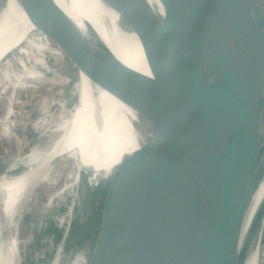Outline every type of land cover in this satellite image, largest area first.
I'll return each mask as SVG.
<instances>
[{
    "label": "water",
    "instance_id": "95a60500",
    "mask_svg": "<svg viewBox=\"0 0 264 264\" xmlns=\"http://www.w3.org/2000/svg\"><path fill=\"white\" fill-rule=\"evenodd\" d=\"M235 1L219 35L227 0H125L147 65L129 90L89 21L83 30L55 0H16L35 28L14 52L27 88L44 92L35 103L37 121H48L42 151L50 165L63 154L77 163L63 209L66 252L82 264H247L262 243L264 196L242 233L264 182V0ZM76 71L146 118L134 126L138 148L107 176L84 167L81 151L51 158L47 145L63 103L77 104Z\"/></svg>",
    "mask_w": 264,
    "mask_h": 264
},
{
    "label": "bare ground",
    "instance_id": "6f19581e",
    "mask_svg": "<svg viewBox=\"0 0 264 264\" xmlns=\"http://www.w3.org/2000/svg\"><path fill=\"white\" fill-rule=\"evenodd\" d=\"M55 1L71 17L73 16L72 18L79 23L83 30L85 27L80 23L81 20L89 21L97 29L102 40L117 60L125 85L129 90H133L136 81L143 74H147V65L138 40L125 24V0ZM149 1L158 5L157 0ZM233 2L234 0H227L225 8L222 10L219 35L228 27L234 15L236 1ZM32 29L34 27L29 23L16 0H0V49H2L0 58L6 54L15 53L17 43L25 33ZM5 72L9 79L14 75L12 68ZM76 74L77 83L79 80L81 83L77 104L70 115L59 117L60 122L47 145H49L51 158L59 155L62 151L75 150L76 154L81 151L78 158H81V164L84 167L89 166V158L91 166L94 164L96 168L95 175L103 172L104 176H107L125 155L138 148L140 141L134 135V126L136 124L139 128L143 127L146 118L143 111V114L136 113L96 88L78 71ZM37 144L39 143L37 142ZM43 151L40 149L37 155L34 153V157L30 158V161L20 159L14 166L12 165L13 167L11 166L9 173L0 179V211L6 231L12 213L16 211L17 207L19 208L25 194L32 190L34 183L45 181L51 177L47 165L42 159ZM95 151H99V154L93 158L92 155ZM21 167L25 169L17 171L21 170ZM263 196L264 182L251 205L244 223L242 237L246 234ZM68 235L69 229L51 264H73V261L83 263L84 256L82 254H78L76 259L68 262L63 259V254L67 251ZM260 238L261 236L247 264H257ZM4 245L5 243L1 245L0 242V264H4V260L9 258Z\"/></svg>",
    "mask_w": 264,
    "mask_h": 264
},
{
    "label": "rangeland",
    "instance_id": "374dc122",
    "mask_svg": "<svg viewBox=\"0 0 264 264\" xmlns=\"http://www.w3.org/2000/svg\"><path fill=\"white\" fill-rule=\"evenodd\" d=\"M34 30L35 28L24 34L15 50ZM36 44L40 50L47 45V42L44 39H38ZM50 51L59 55L55 49ZM25 66L29 68L26 63ZM9 68H12L14 72L10 79L6 77L5 72ZM45 68L50 71L47 66ZM32 71V69L28 70L29 77L35 80L46 79L44 75L34 74ZM22 73L15 53L6 54L0 58V179L8 174L20 159L30 161L34 153L37 155L42 149V140L46 134L43 133L41 136L42 130L45 131L47 128L48 121H37L35 112V103L44 92L32 93V90L27 88V82ZM80 86L79 80L72 89V95L76 92L79 96ZM73 108L65 110L66 103H63V116L70 115ZM56 112L57 108L51 110L52 114ZM83 153L86 158L84 151ZM42 159L51 177L45 181H36L32 190L25 194L19 208L16 206V211L9 219L7 231L0 211V242L1 245L5 243L4 248L9 255L8 260H4V264H51L68 232L67 219L70 213L63 209L66 206L64 198L72 193V189L75 191L72 183L77 171V163L67 154L57 157L49 166L44 153ZM88 160L91 166L92 163L89 158ZM20 169L17 171L25 168ZM62 189L64 192L60 193ZM63 259L65 262L73 260L74 252L64 253ZM73 264H80V261H73ZM257 264H264V236L262 243L259 244Z\"/></svg>",
    "mask_w": 264,
    "mask_h": 264
}]
</instances>
